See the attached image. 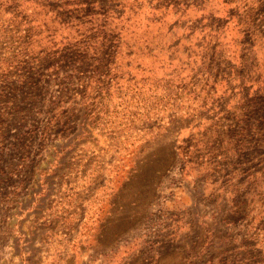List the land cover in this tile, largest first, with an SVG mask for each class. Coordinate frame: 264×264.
I'll use <instances>...</instances> for the list:
<instances>
[{
  "label": "rangeland",
  "instance_id": "374dc122",
  "mask_svg": "<svg viewBox=\"0 0 264 264\" xmlns=\"http://www.w3.org/2000/svg\"><path fill=\"white\" fill-rule=\"evenodd\" d=\"M0 264H264V0H0Z\"/></svg>",
  "mask_w": 264,
  "mask_h": 264
}]
</instances>
